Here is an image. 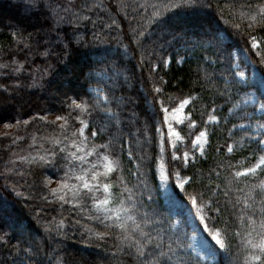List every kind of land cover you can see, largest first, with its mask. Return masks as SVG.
Masks as SVG:
<instances>
[{
  "label": "snow or ice",
  "instance_id": "snow-or-ice-1",
  "mask_svg": "<svg viewBox=\"0 0 264 264\" xmlns=\"http://www.w3.org/2000/svg\"><path fill=\"white\" fill-rule=\"evenodd\" d=\"M21 3L28 15L36 16V22L31 32L20 28L12 32L17 52L24 59L16 55L7 61L0 58V80L9 81L0 83L3 92L44 87L50 83L45 77L54 68L47 63L49 58L67 60L85 46L107 43L102 35L105 30L109 36L117 32L116 44L127 52L129 44L113 18L117 13L134 21L129 24L128 40L138 49L140 61L153 71L173 61L178 50L165 53L178 44L188 47L192 43L200 48L195 75L201 92L185 95L172 107L166 103L174 102V98L165 97L163 76H155L152 120L160 121L159 152L152 155L145 147L152 143L148 122L141 123L139 114L128 107L130 98L117 95L129 79L127 73L116 69L115 61L109 62L112 73L99 62L85 61L79 71L89 82L90 93H77L76 97L65 94L67 111L47 122L53 133L39 137L32 133L31 151L21 155L18 153L25 150L16 148L4 162L0 179L9 182L13 174L23 179L32 168L51 169L58 179L43 176L38 182L43 194L38 199L58 206L60 211L58 217L37 221L47 234L42 240L25 237L14 221L0 215V249L11 253V260L5 258L0 264H46L41 245L50 241L59 247L63 241L58 238L67 237L69 230L80 231L85 243L106 248L115 264H121L124 257L129 264H220L221 257L225 264H264V36L254 34L264 33V0L255 4L247 0H225L224 4L218 0H115L116 12L105 0ZM102 9L109 23L99 15ZM220 21L242 34L248 47L225 54L223 37L215 27ZM89 23L93 25L91 40L85 27ZM97 24L103 25L100 31H95ZM193 28L201 31L194 33ZM192 35L200 36L198 43L190 40ZM119 48L106 50L104 58H121ZM33 55L43 57L45 66L34 65ZM184 59L179 56L177 62ZM249 66L251 75L245 71ZM25 71L30 77L28 83L21 79ZM201 93L208 102L204 105L206 119L198 123L193 118L195 113L185 109L194 108V100L200 99ZM185 121L190 131L199 127L194 138L189 137L190 143L177 130ZM21 124L28 125L29 120L15 122L17 128ZM217 136L224 143L213 148L210 137ZM98 139L103 143H96ZM23 140L24 136L16 135L10 144ZM37 143L40 147L34 148ZM209 149L220 154L213 161L214 167L197 170L195 163L208 155ZM238 154L243 155V161L236 159ZM247 161L249 166H242ZM24 164L30 165L27 172ZM188 168L191 175L184 174ZM157 176L165 184L174 181L173 188L178 186L187 193L189 215L197 216V227L202 224L210 235L198 248L187 243V218L173 220L171 208L165 213L157 206L153 195L160 188V183L153 185ZM169 199L173 207L180 206L175 193ZM42 210L38 207L34 211ZM85 218L89 223L82 225ZM9 229L20 232L21 239L15 244ZM237 238L239 244L234 250ZM56 259L64 264L61 257Z\"/></svg>",
  "mask_w": 264,
  "mask_h": 264
},
{
  "label": "trees",
  "instance_id": "trees-1",
  "mask_svg": "<svg viewBox=\"0 0 264 264\" xmlns=\"http://www.w3.org/2000/svg\"><path fill=\"white\" fill-rule=\"evenodd\" d=\"M252 4H255L257 0H247ZM215 2V0H214ZM220 4H224L225 0H218ZM105 3L113 12H116L115 0H105ZM23 4L21 0H0V9L7 13H10V17H5V21L0 22V58L7 61L10 55H16L17 59L23 60L24 56L19 55L16 49V37L12 36V32L16 31L17 28L26 29L28 32L32 31V25L36 22V16H30L26 12H23ZM0 10V11H1ZM2 11V12H3ZM99 15L104 16V23H109L110 21L105 15V10H101ZM25 16V17H23ZM113 18L117 20V23L121 29V35H123L124 42L129 44L127 52L123 48H119L116 44L114 37L117 32L112 31L110 36L108 35V30L102 34L107 43L97 42L90 46H85L81 49L80 53H74L69 56L67 60H56L49 58L47 63L54 65V68L50 70L51 75L45 77L46 83L44 87H22L11 93H6L0 90V104L3 110L0 109V124L9 122L15 123L17 120L24 121L29 120L28 125H21L19 128L8 132L9 135H0V172L5 171V161L10 160L12 152L14 149H24L25 151L19 152L18 154H26L31 149L28 147L31 144V135L36 133L38 135H49L53 133L52 127L48 125L45 120L41 117L45 115L57 116L62 115L67 111L66 105L64 103L65 94L69 97H76L77 93L80 96H84L90 93L88 88V83L84 77L81 75L79 68L85 61L99 62L100 67L104 68L109 73H112L113 69L109 66L110 61H115L116 69H123L127 73L129 79L126 84L117 92V95L124 94L130 98L131 103L128 105L130 109H133L139 114L141 123L145 121L148 122V127L150 129V134L152 136L151 147L145 145L148 148L150 154L155 155L158 153L157 145V121L152 120L153 107H151L148 102L146 93V83L152 72L150 66L143 64L139 59V51L136 46L128 40V36L131 35L129 31V24H134L129 18L123 16L122 13H117ZM95 19V17L93 18ZM33 21V22H30ZM87 29V37L89 40L92 38V23L85 26ZM103 27L102 24H97L95 31H100ZM215 27L220 30V35L224 40V53L227 54L229 51L234 49L236 46L242 48L248 47L244 38L240 33H238L230 24L226 25L222 21L215 24ZM192 31L200 32L199 28H193ZM259 34L261 37L264 33H254ZM232 36V37H231ZM192 42H199L200 36L192 35L190 37ZM119 48L120 57L108 56L107 59L104 58V53L106 50H117ZM178 50V52H176ZM176 52V57L167 66L162 64L157 69L163 76L164 93L173 95L176 97H181L193 93H200V84L196 80L197 64L199 61V54L201 49L196 47L195 44L190 43L188 47L183 45H176L175 49H170L165 55L172 54ZM183 56L184 62L178 63L177 58ZM31 60L34 65H39L44 67L46 62L41 56L33 55ZM219 68V65H217ZM99 70V69H98ZM212 71V69H209ZM23 82H30V77L28 72L25 71L21 76ZM145 79V80H144ZM123 80V75L121 76ZM0 83H9L8 80H0ZM94 83V82H93ZM32 96L28 100V96ZM207 97L201 93L200 99H195V107L189 110L193 111L195 114L194 119L198 123L202 119H206V112L204 105L207 103ZM219 103V101H217ZM202 126V125H201ZM210 129L214 125H209ZM223 131V129H220ZM58 131V130H57ZM27 133V135L25 134ZM16 135L24 136L23 141H17L15 145L10 144V141L15 138ZM226 135V133H225ZM106 138V137H105ZM212 141L213 148L216 144H223L224 140L222 137H210ZM96 143H103V140H96ZM34 148H39L40 144L37 143L33 145ZM220 156L219 153H215L212 149H209V154L205 157H200L198 162L195 163V168L197 170L204 169L205 171L211 167H214L213 161ZM236 159L243 161V155L238 154ZM17 164L20 162L17 161ZM127 164V161L125 160ZM250 161L244 162L242 166H249ZM30 167L28 164H24V169ZM180 167V165H178ZM184 174L191 175L192 169L188 168ZM52 177L53 181L58 179L57 175L53 174L51 169L47 168H32L30 174H26L23 179L19 177L18 174H13V179L9 182L5 179H0V215H3L5 219L14 221L19 229L24 230V236L27 238L36 237L42 240L47 234L44 232L43 225L38 223L39 219H51L53 216L59 214L60 209L58 206L53 204L45 203L44 201L38 199V195H42V185L38 182L43 176ZM35 183V186L33 184ZM8 184L5 187V184ZM158 183L157 177L153 179V185ZM207 183V181H205ZM16 188V191H13ZM189 191H192L191 187H188ZM17 192H22L24 195H17ZM153 195L156 198V204L161 209V211L167 213L169 209L163 201L160 189L156 190ZM43 209L40 212L34 211L37 208ZM56 210H53V209ZM65 217H68L69 212L67 206H65ZM71 216L76 219H80V216L76 212H71ZM171 219L174 217L171 215ZM184 220V219H182ZM89 222L85 218L81 220V224H88ZM91 227H96V225H91ZM184 226L183 224L181 225ZM102 230V229H101ZM188 233L187 243L189 244L190 230L187 224L185 228ZM10 234L15 237L11 240L12 244H15L18 239H21L19 230L13 231L8 230ZM63 243L57 247L50 241H45L41 247L43 250L44 259L51 261V264H59L56 257L59 256L64 261V264H115L112 260L110 253L105 249L97 247L95 244L85 243L82 240V233L80 231L69 230L67 237H59ZM112 241H109L111 244ZM239 244V238L234 243L233 248L237 247ZM52 249H55L53 252ZM7 258L11 260V253L7 250L0 249V260ZM121 264H129L126 257L121 258ZM220 264H225L223 257L220 258Z\"/></svg>",
  "mask_w": 264,
  "mask_h": 264
},
{
  "label": "rangeland",
  "instance_id": "rangeland-1",
  "mask_svg": "<svg viewBox=\"0 0 264 264\" xmlns=\"http://www.w3.org/2000/svg\"><path fill=\"white\" fill-rule=\"evenodd\" d=\"M247 2H249V1H247ZM2 11L3 10L0 11V22L1 21H5L6 20L5 17L11 18L10 17V13H7V12L4 13V11L3 12ZM23 12H26L25 9L23 10ZM23 17H25V16H23ZM30 22H33V21H30ZM237 22H239V21H237ZM260 37L261 36L258 34V38H260ZM240 48H242V47H240V46L234 47V49H240ZM253 59H256L254 54H253ZM245 71H247L249 73V75H251L252 74L251 66H249V68L245 69ZM157 74H159L161 76L160 72H158L157 70H155V71L152 70L148 81L145 82L146 83V90L145 91L147 93V97L146 98H148V102L150 103L151 107H153V99H154V96H155V93L152 91V88H153V84L156 82L155 81V76ZM258 78L259 77L257 76L256 79H258ZM162 87H163V85H162ZM89 91H90V89H89ZM164 95H165V97L171 96V97L174 98V102L166 100V103H171L172 107H175L178 104L179 99L184 97V96L176 97V96L169 95V94H166V93H164ZM30 98H32V96L29 95L28 96V100ZM5 107H7V106L5 105L3 107V105L0 104V109L3 110ZM188 110H189V106H186L185 111H188ZM55 117L56 116L45 115V116L41 117V119L45 120V122H48V121L55 120ZM159 123H160V121L158 119L157 126L159 125ZM6 125H13V127H6ZM76 126L78 127V123H77ZM16 128L17 127L15 126V123H9V122L1 123L0 124V135L7 134L8 132H11L12 130H14ZM177 130L181 133L182 136L185 137V142L186 143H190L189 137L191 136L192 138H194L195 133L199 131V127H197L196 129H193V130L190 131L189 128L187 127V121H185L184 124H178L177 125ZM156 134H157V145H159L158 128L156 130ZM37 136L39 137V136H42V135H38L37 134ZM44 146L47 147L48 145L45 144ZM158 152H159V146H158ZM178 165L179 164L175 165V167L179 168ZM157 181H158V183H160V188L159 189L161 191V195H162L164 203L166 204V206L169 209L170 208L172 209V213H173L172 216L174 217V220H182L185 217L187 218V224H188V227H189V230H190L189 244L193 248H198V246H199V244L201 243L202 240H204L205 238L210 239V235L208 234L207 230L203 228L202 224H200L199 227H197V222H198L199 218L197 216H195V215H189L190 202L187 201V193L183 192L181 189H179L178 186H175V188H173L172 185L174 184V181L172 182V184H165V182H160L159 181L158 176H157ZM52 186H55V184L53 183ZM188 192H191V191L188 190ZM173 193H175L177 195V199L179 201H181V204H180L179 207H173L171 202H170L169 197ZM193 228L196 229V234L195 235H192Z\"/></svg>",
  "mask_w": 264,
  "mask_h": 264
}]
</instances>
